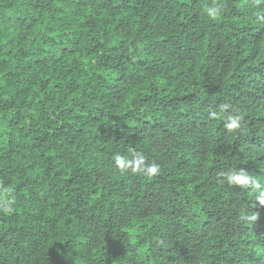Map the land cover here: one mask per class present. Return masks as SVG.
Instances as JSON below:
<instances>
[{
    "label": "trees",
    "instance_id": "1",
    "mask_svg": "<svg viewBox=\"0 0 264 264\" xmlns=\"http://www.w3.org/2000/svg\"><path fill=\"white\" fill-rule=\"evenodd\" d=\"M260 16L255 0H0V182L16 198L0 264H264V205L220 175L264 186ZM133 152L159 173L115 168Z\"/></svg>",
    "mask_w": 264,
    "mask_h": 264
},
{
    "label": "clouds",
    "instance_id": "2",
    "mask_svg": "<svg viewBox=\"0 0 264 264\" xmlns=\"http://www.w3.org/2000/svg\"><path fill=\"white\" fill-rule=\"evenodd\" d=\"M264 3V0H255V5L259 6ZM223 12V5L213 4L205 8L206 15L215 20L218 19ZM258 19L264 22V16L258 17ZM232 109V105L225 103L220 106L221 112H227L224 127L229 133L236 132L241 128L243 117ZM217 113L212 111L210 113L211 118H215ZM114 166L121 173H127L131 171L134 174H142L146 177H153L157 175L160 171V166L157 163H148L147 157L140 152H133L131 158L126 155L117 154L114 156ZM223 176L224 181L230 186H238L242 189H251L252 191L258 193L256 199L260 205H264V186L253 177L249 172L244 169H231L227 172H222L220 174ZM16 203V198L13 195L12 187H6L2 182H0V211L5 214L12 213L14 205ZM250 220L255 221L257 217L255 215L249 217Z\"/></svg>",
    "mask_w": 264,
    "mask_h": 264
}]
</instances>
